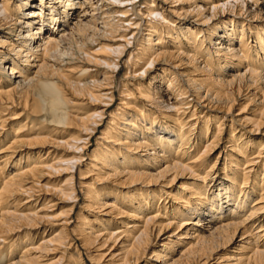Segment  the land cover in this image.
Listing matches in <instances>:
<instances>
[{
  "label": "bare ground",
  "instance_id": "1",
  "mask_svg": "<svg viewBox=\"0 0 264 264\" xmlns=\"http://www.w3.org/2000/svg\"><path fill=\"white\" fill-rule=\"evenodd\" d=\"M0 264H264V0H0Z\"/></svg>",
  "mask_w": 264,
  "mask_h": 264
},
{
  "label": "rangeland",
  "instance_id": "2",
  "mask_svg": "<svg viewBox=\"0 0 264 264\" xmlns=\"http://www.w3.org/2000/svg\"><path fill=\"white\" fill-rule=\"evenodd\" d=\"M142 2H143V1H142ZM123 73H124V71H123V70H120V71H119V74H121V75L118 74V77L121 78ZM117 99H118V98H117V96H116L115 101H117ZM94 139H95V137H94L91 141L94 142ZM68 207H69L68 205H60L59 208L57 207L58 209H57V208H54V211L57 209V210H56V213H57V212H59L61 209H63V210L68 209ZM76 211H77V210H76ZM72 252H73V251H72ZM83 257H84V256H83ZM83 259H85V258H83Z\"/></svg>",
  "mask_w": 264,
  "mask_h": 264
}]
</instances>
